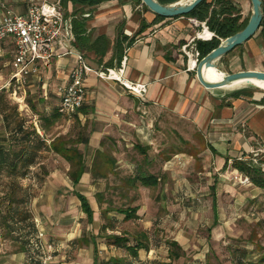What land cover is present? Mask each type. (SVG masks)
Segmentation results:
<instances>
[{"label":"crops","instance_id":"1","mask_svg":"<svg viewBox=\"0 0 264 264\" xmlns=\"http://www.w3.org/2000/svg\"><path fill=\"white\" fill-rule=\"evenodd\" d=\"M45 1L57 0H0V23L8 10L26 15L31 2ZM62 1L65 37L49 53L48 60L40 63L39 75L31 77L26 86H10L13 47L6 44L0 55V146L19 150V144L11 143L10 136L17 137L14 133L21 121L27 129L34 126L47 146L26 177L0 174L1 213L30 215L36 209H51L53 187L62 197L70 195L81 210V201L74 192L88 198L92 209H166L169 198L187 197L189 209H212V232L218 229L227 234L234 230L236 221L264 209V189L251 182L240 184L235 177H241V173L234 167V162L243 161L264 172V95L252 90L209 91L200 84L182 50L201 30L192 24L195 18L160 20L137 0H114L93 7ZM233 1L241 8L243 20L250 19L251 1ZM75 12L83 14L91 43L98 37L109 39L104 57L89 48H79L74 30L79 15ZM79 54L95 72L85 79L83 109L68 120L57 112L58 91L68 84ZM124 59L125 78L147 88L142 96L97 75V71L121 67ZM227 60L241 64L237 72H264V25ZM53 130L57 133L52 134ZM69 139L76 140L75 147L86 169L76 187L69 177L71 165L64 156ZM51 158L59 163V169H47ZM182 163L189 166L185 177L179 174ZM140 173L157 177L158 184L145 187L135 182ZM183 181L186 187L181 186ZM147 193L155 195L154 200L140 203ZM11 195L22 202L10 204L6 199ZM116 199L122 201L120 206ZM8 227L0 225V264H26L24 245ZM76 234L72 245L76 247L82 238L83 245L93 253L90 263L100 264L97 239L81 237L79 230ZM111 258L129 260L126 256Z\"/></svg>","mask_w":264,"mask_h":264},{"label":"rangeland","instance_id":"2","mask_svg":"<svg viewBox=\"0 0 264 264\" xmlns=\"http://www.w3.org/2000/svg\"><path fill=\"white\" fill-rule=\"evenodd\" d=\"M224 59L227 60V56ZM228 61L221 62L220 76L232 74L241 69L240 63ZM238 91H247V88L226 91V93ZM252 93L264 95L263 90H252ZM68 128L70 131V124ZM54 133L57 132L53 130L52 134ZM69 140L74 141V139ZM50 160L48 170L55 171L60 168L54 158ZM187 165L186 163L179 165L180 177L186 176L189 170ZM63 172L65 173L62 169V174ZM241 175L244 174L241 173ZM184 183L186 182H181V186L186 187ZM55 192L53 187L50 199L51 209H36L29 217L33 222L35 219L39 220L40 229L44 230L47 243L53 245L55 253L51 264H91L93 253L90 252V248L86 247V244L83 245L82 238L76 244L79 249L72 245L74 241L71 239L77 237L76 231L78 230V235L81 237L97 239L100 247L98 256L102 260L112 255L126 256L129 261L133 260L125 250L115 246L112 249L116 250L113 249L114 253H112L105 234H124L131 239L132 243L135 237L145 235L147 237L145 241L149 243L150 249L140 251V260L148 264L157 261L169 262L167 241L172 240L179 241L184 250V257L173 264H204L205 262L210 264H261L264 259V209L257 212L254 210V216H244L238 221L235 220L237 225L229 234L219 232L218 229L212 232L210 229L214 220L212 209H189L190 199L187 197L169 198L166 209H140L138 213L140 219L137 221H124V217L115 211L117 209H111L114 211L111 213L107 212L108 209H94L95 218L94 223L91 224L80 207L75 205L70 195L66 198L62 197L63 194ZM141 195L143 197V194ZM145 196V199H140V203L146 204L148 201L145 202V200H150L149 198L154 200L155 195L150 197L147 193ZM116 203L120 206L122 201L116 199ZM137 204L139 202L134 206ZM6 218L0 211V225L5 224L11 227L12 222L9 223ZM133 262L136 261L133 260Z\"/></svg>","mask_w":264,"mask_h":264},{"label":"trees","instance_id":"3","mask_svg":"<svg viewBox=\"0 0 264 264\" xmlns=\"http://www.w3.org/2000/svg\"><path fill=\"white\" fill-rule=\"evenodd\" d=\"M72 1L75 4H82L93 7L114 0ZM137 1L142 4L141 0ZM157 1L162 5H171L181 0ZM75 13L76 16L79 15V21L76 20L74 22V30L77 36V42L79 43V48L83 50L89 48V50L95 52L97 56L104 57L110 46L109 39L106 37H98L93 43H91L89 40L90 37L88 36L89 33L86 27V22L83 19V14H80V12ZM185 17H191L201 22H205L209 30L215 34V37L211 41H197L196 49L200 52L202 59L209 55L213 50L217 49L221 45L222 40L224 41L227 38L242 31L247 26L250 20H243L242 10L235 4L233 0H205L192 13ZM158 18L160 20L167 19L160 16H158ZM263 25L264 20L261 28L263 27ZM125 39V37L122 38V40ZM247 90L250 91L254 89ZM42 128L44 129V127ZM14 134H16L17 137L14 138V136L11 135L10 142L19 144V150H6L4 149V147L0 146V174L6 172L9 175L26 177L31 167L35 166L38 163L40 152L44 148L47 149V146L42 141L34 126L28 129L25 127V121H21L17 124L16 132ZM75 144L76 140H74L73 142H70V140L68 141L67 153L64 154V156L67 158L71 165L69 177L76 187L79 185L80 178L86 169L83 166L82 155L79 149L75 147ZM56 150L59 151V148L57 147ZM234 167L239 170L240 173L248 177L253 185L264 189V172L260 168L254 166L252 163L243 161L234 162ZM137 177L139 178L138 180H135V182H139L145 187H153L158 184V178L153 175H149L148 173H140ZM74 196L81 201V205L83 208L82 210L87 216L89 223H94L95 211L94 209H92L89 199L78 192H74ZM6 200H9L10 204L18 201L22 202L21 198H13L12 195L9 199ZM112 211L113 210L111 209L107 210L108 213H111ZM115 211L118 213V215L123 216L124 221L126 222L137 221L140 219V216L138 214L140 209L138 207L128 209L120 208ZM6 217L11 219L8 220L6 218L9 223L12 222V236L21 241V243L24 245L25 252L27 254L26 264H41V261L36 256L37 254H32L27 247V238L31 234H35L37 232L34 222L29 218L30 215H18L16 213H11ZM8 226L10 227V225ZM112 231L115 232L114 229H112ZM105 235L107 244L109 246H115L116 248L125 250L127 255H129L136 262L134 263L133 260L129 261L124 258H111L108 260H102L100 264H148L140 260V251H148L150 249L149 243L145 241L147 238L145 235L135 237L133 239L134 243H132L131 239L124 234ZM167 245L169 248L168 259L170 260V262L168 263L157 261L150 264H173L174 262L184 257V250L179 243L175 241H167ZM262 263H264V259H262Z\"/></svg>","mask_w":264,"mask_h":264},{"label":"built area","instance_id":"4","mask_svg":"<svg viewBox=\"0 0 264 264\" xmlns=\"http://www.w3.org/2000/svg\"><path fill=\"white\" fill-rule=\"evenodd\" d=\"M191 22L201 30L182 50L190 62L189 68L196 71L202 57L194 44L197 40H203L200 34H205L209 28L205 22L200 23L197 19H192ZM66 25L62 0L45 1L41 4L31 2L26 15H16L9 10L5 13L0 23V55L6 44L13 47L14 61L10 86H26L31 77L40 74V63L48 60L49 53L65 37ZM214 37L215 34L211 33L210 39L203 41H211ZM126 61L124 59L119 68L97 71V75L104 80L116 81L128 91L142 96L147 91L146 86L136 85L125 78ZM92 72H95L94 69L87 63L84 56L79 54L76 67L69 74L68 84L60 87L58 91L60 97L58 112L62 117L72 120L84 107L87 95L85 79ZM1 92L0 88V95ZM235 180L243 185L250 183V179L245 175L235 177ZM34 224L37 232L27 238V247L32 254H37L41 264H51L55 253L53 245L47 243L38 219H35Z\"/></svg>","mask_w":264,"mask_h":264},{"label":"water","instance_id":"5","mask_svg":"<svg viewBox=\"0 0 264 264\" xmlns=\"http://www.w3.org/2000/svg\"><path fill=\"white\" fill-rule=\"evenodd\" d=\"M142 3L157 16L173 19L187 16L192 13L205 0H181L171 5H162L157 0H141ZM253 12L249 23L240 32L222 41L221 45L203 58L196 68L197 79L200 84L209 91L222 90L240 81H264L262 71H241L233 74H225L221 81H209L205 72L211 69L219 70L222 60L238 47L253 39L259 32L264 20V3L262 0H250ZM245 88L260 90L254 83H249Z\"/></svg>","mask_w":264,"mask_h":264},{"label":"bare ground","instance_id":"6","mask_svg":"<svg viewBox=\"0 0 264 264\" xmlns=\"http://www.w3.org/2000/svg\"><path fill=\"white\" fill-rule=\"evenodd\" d=\"M211 37V33L209 31H206V33H201L200 34V38L201 39H210ZM219 70H215V69H211L208 72H205V76L209 81H213V82H217V81H221L225 75L220 76L219 75ZM249 83H254L255 85L259 86L261 89L264 91V81H240L237 82L229 87H225L223 88L221 91H234V90H238L240 88L246 87Z\"/></svg>","mask_w":264,"mask_h":264}]
</instances>
